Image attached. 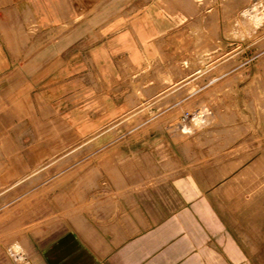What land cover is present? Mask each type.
Wrapping results in <instances>:
<instances>
[{
	"label": "crops",
	"instance_id": "0c3cea01",
	"mask_svg": "<svg viewBox=\"0 0 264 264\" xmlns=\"http://www.w3.org/2000/svg\"><path fill=\"white\" fill-rule=\"evenodd\" d=\"M167 2L0 0V189L124 114L131 84L177 21ZM137 158L138 170L98 177L85 192L89 202H76L65 229L35 241L29 261L242 264L211 190L195 186L194 171L179 170L184 156Z\"/></svg>",
	"mask_w": 264,
	"mask_h": 264
},
{
	"label": "rangeland",
	"instance_id": "374dc122",
	"mask_svg": "<svg viewBox=\"0 0 264 264\" xmlns=\"http://www.w3.org/2000/svg\"><path fill=\"white\" fill-rule=\"evenodd\" d=\"M164 6L177 21L131 84L124 114L0 189V264H33V243L69 225L98 177L138 170L139 155L172 154L188 161L179 170L194 171L195 186L211 190L242 264H264V0Z\"/></svg>",
	"mask_w": 264,
	"mask_h": 264
}]
</instances>
